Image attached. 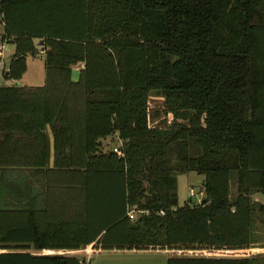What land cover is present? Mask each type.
Listing matches in <instances>:
<instances>
[{
  "label": "trees",
  "instance_id": "obj_1",
  "mask_svg": "<svg viewBox=\"0 0 264 264\" xmlns=\"http://www.w3.org/2000/svg\"><path fill=\"white\" fill-rule=\"evenodd\" d=\"M0 12L14 45L4 80L21 79L35 39L45 68L42 87H0V264H80L44 254L80 250L256 262L264 0H0ZM114 136L121 157L101 149ZM187 173L205 197L179 207Z\"/></svg>",
  "mask_w": 264,
  "mask_h": 264
},
{
  "label": "rangeland",
  "instance_id": "obj_2",
  "mask_svg": "<svg viewBox=\"0 0 264 264\" xmlns=\"http://www.w3.org/2000/svg\"><path fill=\"white\" fill-rule=\"evenodd\" d=\"M3 30V24H0V41L1 33ZM5 44V41H1ZM34 45L36 46L35 57L26 58V72L23 74L20 80L18 81H5L3 78V73L7 70L10 58L13 54L12 47L4 45V56L0 61V87L4 86H20V87H40L44 84L45 80V68H44V52L42 47L38 45V40H34ZM163 100L156 96H151L149 99V114L151 118V125L156 126L159 122L165 119V115L162 113ZM168 120V119H167ZM119 146L118 139L114 136L108 138L105 142L102 143L101 149L106 151L108 149L117 148ZM203 181L204 177L197 175L195 173H187L185 175L177 176V196H178V206H183L184 203H188L191 206L199 205L202 199L205 197L203 192ZM192 191V195H190ZM233 191V187H232ZM252 200L261 204H264V198L259 194L253 195ZM253 238L254 246L252 251L248 252L247 256L256 259L254 264H264V216L260 213L254 214V223H253ZM57 254L74 256L81 263L88 264L89 259L85 256L87 253H64L59 252ZM98 257V256H97ZM106 256L101 255L97 260L99 264H104Z\"/></svg>",
  "mask_w": 264,
  "mask_h": 264
},
{
  "label": "crops",
  "instance_id": "obj_3",
  "mask_svg": "<svg viewBox=\"0 0 264 264\" xmlns=\"http://www.w3.org/2000/svg\"><path fill=\"white\" fill-rule=\"evenodd\" d=\"M1 34L3 35V33ZM5 45H7L9 48L12 47L13 52H14V45L11 42L5 41ZM38 45L41 46V43H39ZM79 71L80 70L78 69L72 70L71 80L73 82L78 80ZM44 83H45V80H44ZM79 252L87 253V255L85 256L89 259L88 264H99L98 261H94V260H97L96 258H98L101 255L106 256L104 257L105 258L103 262L104 264H167L168 259L170 258L169 253L157 252V251H100V252L91 254L89 250H80V251L64 252V253H79ZM57 253L59 252H46L44 254L54 255Z\"/></svg>",
  "mask_w": 264,
  "mask_h": 264
},
{
  "label": "built area",
  "instance_id": "obj_4",
  "mask_svg": "<svg viewBox=\"0 0 264 264\" xmlns=\"http://www.w3.org/2000/svg\"><path fill=\"white\" fill-rule=\"evenodd\" d=\"M3 13L0 12V24H3ZM4 45L3 42L0 41V61L2 60V57L4 56ZM119 141V140H118ZM121 142L119 141V146L117 148H113L112 151L117 155V156H122V152H121ZM190 195H192V191H190ZM148 212H139V211H135V210H131L130 212H128L127 216L130 220H135L137 218L138 215H142V214H147ZM159 215H163L162 212L159 213Z\"/></svg>",
  "mask_w": 264,
  "mask_h": 264
}]
</instances>
